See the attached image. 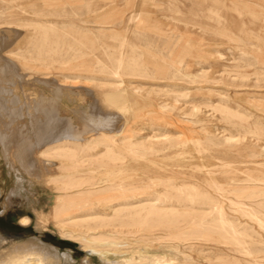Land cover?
<instances>
[{
    "label": "rangeland",
    "instance_id": "obj_1",
    "mask_svg": "<svg viewBox=\"0 0 264 264\" xmlns=\"http://www.w3.org/2000/svg\"><path fill=\"white\" fill-rule=\"evenodd\" d=\"M0 12V35L5 37L0 43L3 88L18 94L21 101L25 97L20 87L47 96L57 89L58 113L69 115L71 107L76 108L74 129L115 134L118 141L109 148L98 146L84 161L65 153L48 156L47 162L35 147L38 175L19 169L22 189L0 146V261L26 251L30 242L39 239L59 252L61 258L49 256V264H63L65 252L69 264H103L97 255H87L77 242L60 235L55 220L65 210H53L61 195L62 201L71 203L92 195L90 190L97 191L92 195L96 201L79 200L80 210L67 211L76 217L110 213L102 209L104 199L120 193H140L141 198L151 199L153 190L170 192L168 183L207 190L213 177L234 186L250 185L236 179L245 178L251 170L264 174V0H0ZM42 31L48 38L40 55L36 54L42 48L37 35ZM123 37L131 44L124 51L137 62L140 74L124 75V84L112 89L107 83L120 80L93 68V61L107 60L100 55L104 51L117 57ZM4 55L18 68L10 66ZM92 95L98 98L101 112L111 113L109 119L101 121L98 115L90 122L79 108L92 103ZM17 103L14 114L19 109V114L29 113L26 101ZM4 120L0 115V124ZM152 136L154 146L162 150L143 156L138 142ZM10 161L19 168L13 158ZM232 169L236 173L229 174ZM59 174L62 177L54 179ZM228 176L235 180L229 182ZM191 216L146 233L165 236L161 239L142 242L137 240L139 234L130 235L132 243L118 248L117 254L136 251L144 244L150 252L170 254L171 246H177L191 264H219L221 246L213 241L177 242L169 237L185 229ZM23 217L26 225L20 222ZM108 217L101 220L96 215L80 228L101 226L106 219L107 225L96 233L134 232ZM258 246L264 248V244ZM245 259L240 264H255ZM258 264H264V259Z\"/></svg>",
    "mask_w": 264,
    "mask_h": 264
},
{
    "label": "bare ground",
    "instance_id": "obj_2",
    "mask_svg": "<svg viewBox=\"0 0 264 264\" xmlns=\"http://www.w3.org/2000/svg\"><path fill=\"white\" fill-rule=\"evenodd\" d=\"M137 15L138 14L131 17L133 22L138 18ZM52 27L54 29L58 28L53 25ZM55 34V30H53L55 41L60 43ZM4 38L3 35H0V43ZM37 38L38 41L42 43V48L37 49L36 54L41 55L45 53V40L48 38V34L46 31H42L37 35ZM129 42L127 38L120 40L118 44L120 49L117 57L111 58L110 54L104 51V54L100 55H105L107 60L95 59L93 61V68L99 69L120 80V82L115 81L107 83L112 89L120 88V86L124 84V75L139 76L140 74L136 65L137 62H135L131 55H126L124 51L125 48L131 45ZM58 50H60L59 46L55 47L56 53L59 52ZM131 52L133 51L131 50ZM4 57L6 56L4 55L2 58ZM6 58L9 60V65L11 64L14 66H12L13 68H18L14 61L10 60L8 57ZM8 62L6 61V63ZM6 66H8V64ZM19 70L20 69H18V72ZM0 71L2 72V70ZM159 71L161 72L160 69ZM19 74H22V76L25 75L22 72H19ZM51 80L52 79H50V82ZM45 82L47 83L48 81L46 80L44 83ZM3 85L2 79H0V115L5 116L4 122L0 124V146L7 166L15 172L16 182L18 186H20L19 189L23 187V177L20 174L21 170L31 175H38L39 166L38 157L34 152L36 149L35 147L38 149L37 155L47 162L49 161L48 156H64L65 153L69 156H78L79 161H84L86 157L91 156L90 153L98 146L109 148L118 142L116 138H114L115 134L108 135L103 132L104 134L101 133L96 135L95 133L94 135V130L91 131L85 128L86 131H81L74 129V119L77 118L76 108L73 109V107H71V114L69 115H60L57 108V104L60 103V95H58L59 90L57 91V89L54 93H48L47 91L49 94V96H47L44 94L45 92H37L30 87H20L22 90L20 94L25 97L22 101L24 100L28 103L27 105H30V111H28L29 113L23 111L25 114H23V112L19 114V109L17 113L14 114L13 110L17 109L15 107H19V105H15V103H19V101L22 102L19 100L21 98L18 94L16 95V93L13 94L14 96L11 95L7 90L9 88H3ZM86 90L87 92L91 91L90 89ZM138 90L139 88L137 87L134 92ZM70 93L71 92H66L65 95L68 97ZM8 94L12 97H8ZM92 97V103L86 106H78L84 110V115L88 117L90 122V118L98 115H100L98 117H101V121L102 118H108V115L111 113L106 110L101 112L103 109L98 105V98L95 95H92ZM23 106L26 107V104ZM73 113H76V116ZM25 116H27L28 119L26 118L27 120L23 121ZM82 118L87 120L85 117ZM90 124L92 125V123ZM83 126L85 127V125ZM82 130H84V128ZM90 132H92V134ZM83 133L85 135L91 134L89 135L90 137L88 136L89 139H82L85 136ZM226 138L232 137L228 136ZM141 139L144 140L138 142V150H140L139 152L142 153L143 156L149 157V155L155 151L162 150V148L159 149V147L154 146V142L152 141L153 136L146 139L141 137ZM160 144L164 143L161 142ZM10 158H13L15 162L18 163L19 168L13 167ZM254 171L255 170H251L249 173L247 172L245 178L236 179L242 182H249L251 183L250 185L233 186V184L230 183L225 184L222 181H217L215 177H213L210 181V188L207 190L199 189L192 184L177 185L168 183L166 186L170 189V192L153 190L155 197L151 199L141 198L140 193H120L118 197L104 199L102 209L108 210L110 213L104 212L102 214L84 213L76 217H70L71 215L67 214V211L73 210L74 207H79V200L86 201V203L88 201H96V198L92 196L97 192L96 190L88 191V194L90 193L92 195L80 198L76 202L72 201L71 203L62 201L63 195H61L57 199L53 212L56 213V210L64 209L65 214L57 218L55 224L62 237L77 242L87 255H97L99 259L103 261V264H191V260L182 252L180 253V249L178 250L177 246H171L172 250H170V254L150 252L146 244L139 247L136 251L130 250L123 255L117 254L118 248L128 247L132 243L130 235L135 233L139 234V239L137 240L142 242H151L161 239L165 236H149L146 233L152 232L156 227L179 224L186 215L191 214V219L185 224V229H180L179 232H174L172 234L170 233L169 237L176 239L175 241L177 242L190 238L213 241V243L218 244V247L221 246V251L218 253L219 256H217L219 264H240L241 262H247L245 258L258 264L260 260L264 259V256L261 255L264 253V248L258 246L260 243L264 244V237H262V234H264V174H259L258 172L253 173ZM233 173H236L234 169L229 172V174ZM61 177L62 175L59 174L56 175L54 179L58 180ZM152 178L154 177H151V179ZM227 179L229 182L235 180L233 177L229 176ZM157 181L163 184L160 179ZM111 189L114 191L119 190L113 186H111ZM78 210H80V208H78ZM96 215L101 216V220L104 219V216L112 217L113 220L118 221V226L132 227L134 228V232L120 231L111 234L108 232L96 233L95 230L97 228H102L107 225L109 221L106 219L101 226L86 227V231L80 228L81 223L85 221L89 222V220H92ZM22 221L25 222V219L23 218ZM119 235H122V237H119ZM23 252L3 258L0 264H49V256L60 257L56 248L47 245L39 239H37L36 242H30L28 249L24 253ZM67 255L66 252L61 255L64 257L63 264H69Z\"/></svg>",
    "mask_w": 264,
    "mask_h": 264
},
{
    "label": "crops",
    "instance_id": "obj_3",
    "mask_svg": "<svg viewBox=\"0 0 264 264\" xmlns=\"http://www.w3.org/2000/svg\"><path fill=\"white\" fill-rule=\"evenodd\" d=\"M23 218H25V217H23ZM23 218H22V219H23ZM22 219H21L20 222H21L22 224H25V222H23ZM25 225H26V224H25ZM0 238H1V237H0ZM1 242H2V238H1ZM0 244H1V243H0Z\"/></svg>",
    "mask_w": 264,
    "mask_h": 264
}]
</instances>
